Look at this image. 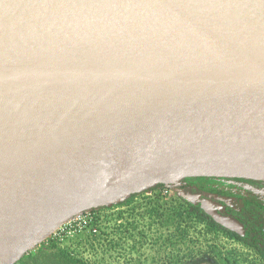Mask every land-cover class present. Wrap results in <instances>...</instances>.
<instances>
[{
    "label": "water",
    "instance_id": "obj_1",
    "mask_svg": "<svg viewBox=\"0 0 264 264\" xmlns=\"http://www.w3.org/2000/svg\"><path fill=\"white\" fill-rule=\"evenodd\" d=\"M171 19L258 71L75 84L0 69L39 74L0 93L76 92L0 103V264H15L74 215L174 178L264 181V0H0V66L5 58L64 61L101 45L115 50L116 41L148 38ZM202 207L236 231L230 218Z\"/></svg>",
    "mask_w": 264,
    "mask_h": 264
},
{
    "label": "rangeland",
    "instance_id": "obj_2",
    "mask_svg": "<svg viewBox=\"0 0 264 264\" xmlns=\"http://www.w3.org/2000/svg\"><path fill=\"white\" fill-rule=\"evenodd\" d=\"M38 77L34 72H0V91ZM226 201L183 180L163 183L124 205L68 218L15 264H192L207 255L224 264L223 257L231 261L237 256L234 249L242 247L231 240L235 230L212 225L191 209L203 202L223 208Z\"/></svg>",
    "mask_w": 264,
    "mask_h": 264
},
{
    "label": "bare ground",
    "instance_id": "obj_3",
    "mask_svg": "<svg viewBox=\"0 0 264 264\" xmlns=\"http://www.w3.org/2000/svg\"><path fill=\"white\" fill-rule=\"evenodd\" d=\"M171 27V28H170ZM151 30L148 38L137 37L133 42L118 40L115 50L104 45L100 51L64 61H43L27 58H5L0 69L34 70L43 77L71 79L80 83L88 79L132 78L137 80L171 77H207L219 74H247L258 71L237 52L183 25L170 21ZM69 89H18L0 93V103L31 104L72 94ZM78 94V93H77ZM72 95V96H73ZM177 178L170 180L177 181ZM49 228L37 243L47 238ZM36 243V244H37ZM35 244V245H36Z\"/></svg>",
    "mask_w": 264,
    "mask_h": 264
},
{
    "label": "flooded vegetation",
    "instance_id": "obj_4",
    "mask_svg": "<svg viewBox=\"0 0 264 264\" xmlns=\"http://www.w3.org/2000/svg\"><path fill=\"white\" fill-rule=\"evenodd\" d=\"M184 182L205 194L228 200L226 201L228 204L224 205L223 208L208 205L219 215L230 218L237 226L231 240L234 241V245L242 246L241 250L243 249L244 252L242 253L241 250L235 248L234 250H238L235 253L237 256L231 261L228 259L230 264H240L241 261L246 262V264H264V181L214 178L207 181L208 186L206 188L188 181ZM196 206L205 211L202 204ZM196 206L191 209L195 213H197ZM208 216L211 217L209 214ZM222 259L225 261L224 264H228L226 257ZM192 264L219 263L217 258L207 255L197 259Z\"/></svg>",
    "mask_w": 264,
    "mask_h": 264
},
{
    "label": "trees",
    "instance_id": "obj_5",
    "mask_svg": "<svg viewBox=\"0 0 264 264\" xmlns=\"http://www.w3.org/2000/svg\"><path fill=\"white\" fill-rule=\"evenodd\" d=\"M214 178H237V179H246V180H255V179H247V178H240V177H224V176H209V177H186V178H183L182 180L183 181H188L189 183H193V184H197L199 185L200 187L202 188H206L208 186L207 184V181L210 180V179H214ZM162 184H156V185H153L152 187H149L148 189L142 191V192H147L149 190H154V188L160 186ZM138 193H134V194H131L129 195L124 201H121L117 204H114L112 205V207L114 206H121V205H124L126 204V202L130 201L133 197H135ZM106 208L105 206L103 207H99L97 209H104ZM97 209H92V210H97ZM196 211H197V215H201L202 217H205L207 219L210 220V222L212 223V225H218L217 222H215L211 217L208 216V214L203 211L201 208L199 207H195Z\"/></svg>",
    "mask_w": 264,
    "mask_h": 264
}]
</instances>
